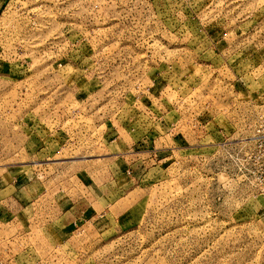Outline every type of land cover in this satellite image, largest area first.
I'll return each mask as SVG.
<instances>
[{
    "label": "rangeland",
    "instance_id": "1",
    "mask_svg": "<svg viewBox=\"0 0 264 264\" xmlns=\"http://www.w3.org/2000/svg\"><path fill=\"white\" fill-rule=\"evenodd\" d=\"M0 7V264H264V0Z\"/></svg>",
    "mask_w": 264,
    "mask_h": 264
},
{
    "label": "crops",
    "instance_id": "2",
    "mask_svg": "<svg viewBox=\"0 0 264 264\" xmlns=\"http://www.w3.org/2000/svg\"><path fill=\"white\" fill-rule=\"evenodd\" d=\"M1 3H3V1H1ZM89 89L91 90V86L86 85L82 88L81 93L87 97V92L90 91ZM148 151L151 152L152 150H148ZM143 158H145V157H143ZM23 180L24 181H23L22 185L25 186V189L29 192V195L31 197H36V195H38L37 193H39V190H40V187L38 188L36 186V185H38V182H36V185H35L34 181H33L34 179H32V177H30L29 175H26L25 177H23ZM28 183H30V185ZM12 187H13V185H12ZM0 192H2V191H0ZM11 200H12V198H11ZM95 208L96 207L93 208L92 206L88 207V208L86 206L84 207L79 202L74 203V204L68 206L63 211L62 219L66 222V224L69 228H73L74 226H77L78 222H84L83 225H86L88 222L95 221L98 217H102L103 214H105V210H96Z\"/></svg>",
    "mask_w": 264,
    "mask_h": 264
},
{
    "label": "built area",
    "instance_id": "3",
    "mask_svg": "<svg viewBox=\"0 0 264 264\" xmlns=\"http://www.w3.org/2000/svg\"><path fill=\"white\" fill-rule=\"evenodd\" d=\"M259 132H261L260 129H259ZM263 139H264V136H263ZM263 151H264V146H263ZM260 158L263 159V163H264V153H263V156H260ZM260 178H263V181H264V175L260 176ZM263 191H264V183H263Z\"/></svg>",
    "mask_w": 264,
    "mask_h": 264
}]
</instances>
